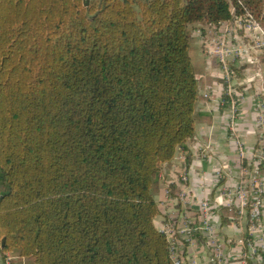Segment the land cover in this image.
<instances>
[{"label":"trees","instance_id":"16d2710c","mask_svg":"<svg viewBox=\"0 0 264 264\" xmlns=\"http://www.w3.org/2000/svg\"><path fill=\"white\" fill-rule=\"evenodd\" d=\"M86 2L0 0L4 260L175 264L155 178L210 121L189 27L231 8L264 26V0Z\"/></svg>","mask_w":264,"mask_h":264},{"label":"built area","instance_id":"2783aa9c","mask_svg":"<svg viewBox=\"0 0 264 264\" xmlns=\"http://www.w3.org/2000/svg\"><path fill=\"white\" fill-rule=\"evenodd\" d=\"M193 36L199 40L204 55L220 66L224 103L231 114L228 131L238 151L237 185L234 188L220 186L213 198H199L194 195L190 185L191 167L185 164L176 176L179 191L175 200L183 208L182 217L170 220L161 231L170 244V254L175 264H186L187 254L195 245L198 235L206 238L212 251L211 260L201 262L192 258L188 264H229V261L256 264L264 253V101L259 100L256 104L258 146L250 152L237 124L240 103L245 99V92L252 80L240 78L238 71L246 64L257 62L258 56L264 52V27L251 13L236 14L232 8L229 20L218 25L198 27ZM204 96L210 97L209 94ZM181 160L185 163V158ZM227 168L225 165L215 172L217 182L228 175ZM202 179L205 187L209 186L208 174H204ZM223 208L237 210L235 224L239 236L229 243L224 242L217 233V218H220ZM230 246L236 251L232 257L227 254ZM12 260L8 256L3 264H12Z\"/></svg>","mask_w":264,"mask_h":264},{"label":"crops","instance_id":"0c3cea01","mask_svg":"<svg viewBox=\"0 0 264 264\" xmlns=\"http://www.w3.org/2000/svg\"><path fill=\"white\" fill-rule=\"evenodd\" d=\"M191 35L190 55L199 79V97L196 110L199 114L207 116L210 121L196 124L194 136L177 149L173 161L164 165L155 178L154 197L160 210L159 215L155 218V225L159 230H162L163 226L169 223L170 220L182 217L183 208L175 200L179 191L176 176L184 169L185 164L191 167L190 185L194 195L199 198H213L220 186L228 185L234 188L237 185L238 151L228 131L231 114L228 105L224 103L225 96L223 82L220 77V66L214 59L211 60L201 53L199 40L193 34ZM238 72L240 78L248 77L252 80L245 92V99L240 103L237 124L244 144L251 152L258 146L255 129L256 104L259 100L264 101V52L258 56L257 62L244 65ZM205 94H209L210 97H205ZM182 157L185 158V163L181 160ZM225 165L228 166V175L222 181L217 182L215 172ZM204 174L209 176V186L207 187H205L206 185H204L202 179ZM168 189L170 191L167 194ZM228 210H234L237 214L236 208ZM229 219L230 223H223V212L220 218H217V233L226 243L236 240L239 236L238 227L235 224L236 219L234 220L231 217ZM1 248L0 241V264H3L4 255ZM232 248L231 246L228 247L229 251L226 252L231 257L236 254V251ZM18 254V251H13L8 256L16 259ZM211 255L212 251L206 242V238L203 235H198L195 245L190 248L187 254L186 264L192 258L201 262H208L211 260ZM229 264L237 263L229 261ZM256 264H264V253Z\"/></svg>","mask_w":264,"mask_h":264},{"label":"rangeland","instance_id":"374dc122","mask_svg":"<svg viewBox=\"0 0 264 264\" xmlns=\"http://www.w3.org/2000/svg\"><path fill=\"white\" fill-rule=\"evenodd\" d=\"M232 9V8H231ZM262 25V24H261ZM263 26V25H262ZM198 27H201L200 25H192V26H190L189 27V30H190V32H191V34H193L194 33V31L196 30V28H198ZM264 27V26H263ZM192 41V40H191ZM200 51H201V53L204 55V53L202 52V49H200Z\"/></svg>","mask_w":264,"mask_h":264},{"label":"water","instance_id":"95a60500","mask_svg":"<svg viewBox=\"0 0 264 264\" xmlns=\"http://www.w3.org/2000/svg\"><path fill=\"white\" fill-rule=\"evenodd\" d=\"M88 3H89V0H87L86 4L88 5ZM3 244H4V241H3Z\"/></svg>","mask_w":264,"mask_h":264}]
</instances>
